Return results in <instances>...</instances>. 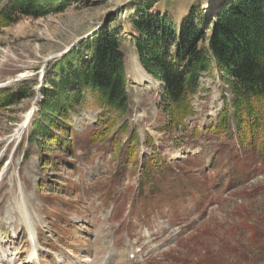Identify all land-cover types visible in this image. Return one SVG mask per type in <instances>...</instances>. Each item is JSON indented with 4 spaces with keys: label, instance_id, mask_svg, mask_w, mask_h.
Listing matches in <instances>:
<instances>
[{
    "label": "rangeland",
    "instance_id": "rangeland-1",
    "mask_svg": "<svg viewBox=\"0 0 264 264\" xmlns=\"http://www.w3.org/2000/svg\"><path fill=\"white\" fill-rule=\"evenodd\" d=\"M8 1L0 0V9ZM67 1L64 9L37 18L11 14L0 26V101L14 89L27 87L31 93L10 105L0 103L2 245L11 251L23 247L20 220L15 226L10 215L25 196L29 216L50 222L51 236L41 235L44 245L52 257L63 258L57 250L63 253L66 264H101L107 226L115 243L128 234L148 256L113 264H264L261 128L254 142L248 125L242 127L248 133H240L231 95L215 69L191 96L193 113L181 125L171 122L160 100L161 85L147 74L152 85L140 84L138 75L130 74V60L141 67L131 43L137 33L129 23L139 0ZM216 1L156 0L151 12L167 15L177 26L191 6L209 12ZM109 19L123 39L127 112L98 107L87 93L66 118L52 119L60 130L51 126L42 137L35 131L29 141L39 119L45 71ZM31 109L21 137L10 139ZM128 212V221L116 228ZM74 219L82 223L75 227ZM140 226L151 231V241L141 236ZM12 229L15 235L9 237Z\"/></svg>",
    "mask_w": 264,
    "mask_h": 264
},
{
    "label": "trees",
    "instance_id": "trees-1",
    "mask_svg": "<svg viewBox=\"0 0 264 264\" xmlns=\"http://www.w3.org/2000/svg\"><path fill=\"white\" fill-rule=\"evenodd\" d=\"M155 3L139 0L134 5L129 23L137 36L131 43L140 66L160 83V100L171 122L181 125L193 113L190 99L200 88V73L215 69L231 95L240 133L249 132L254 142L261 128L264 136V0H218L209 12L193 5L177 26L167 15L151 12ZM68 4L67 0H9L0 9V26L11 14L37 18ZM111 21L45 71L39 119L29 141L35 131L42 137L48 136L51 126L60 130L52 119L66 118L69 109L85 101V93L98 107L120 115L127 112L123 39L117 27H109ZM30 94L27 87L14 89L0 103L10 105ZM247 125L248 132L242 129Z\"/></svg>",
    "mask_w": 264,
    "mask_h": 264
},
{
    "label": "bare ground",
    "instance_id": "bare-ground-1",
    "mask_svg": "<svg viewBox=\"0 0 264 264\" xmlns=\"http://www.w3.org/2000/svg\"><path fill=\"white\" fill-rule=\"evenodd\" d=\"M117 6V5H114ZM120 8V7H119ZM134 60V59H133ZM129 69H130V74L133 75L134 73H136L135 77H139L138 81L140 82V84L142 83L143 85H145V83L149 86L152 85V80L150 79L149 76H147L148 74L146 72H144L141 67H139L137 64H133L132 60H130V65H129ZM147 74V75H146ZM205 75H207L206 73H201L200 77H199V82L201 83V78L204 77ZM21 77V76H20ZM21 125H19V127H17L14 131V134H12V136L10 137V139L12 138L13 140H17V138H19V136L22 133V129H21ZM19 196H22V192L18 193ZM20 202L18 203L17 206V211L18 213L23 217V222L29 225V219L26 215V206H24V202L22 201V198H20ZM21 204V205H20ZM26 228H28V226H26ZM31 228L29 227V232L31 235ZM31 239L33 240V237H31ZM4 243V242H3ZM2 242H0V264H9L8 262V254H7V250L4 247V245ZM35 243L32 249V253L35 254ZM43 258L40 259V264H43ZM87 261V260H86Z\"/></svg>",
    "mask_w": 264,
    "mask_h": 264
},
{
    "label": "water",
    "instance_id": "water-1",
    "mask_svg": "<svg viewBox=\"0 0 264 264\" xmlns=\"http://www.w3.org/2000/svg\"><path fill=\"white\" fill-rule=\"evenodd\" d=\"M133 1H134V0H133ZM131 2H132V0H131ZM131 2H130V3H131ZM125 6H126V5H122V6H120L121 10H122L123 8H125Z\"/></svg>",
    "mask_w": 264,
    "mask_h": 264
}]
</instances>
